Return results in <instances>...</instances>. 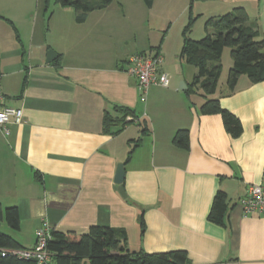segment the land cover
<instances>
[{"label":"crops","instance_id":"0c3cea01","mask_svg":"<svg viewBox=\"0 0 264 264\" xmlns=\"http://www.w3.org/2000/svg\"><path fill=\"white\" fill-rule=\"evenodd\" d=\"M158 2L168 9H95L81 23L75 9H56L50 19L35 9L31 21L0 9V29L4 20L13 22L28 47L23 57L0 60L6 102L23 110L9 135L0 129V206L18 207L20 229L0 226L25 248L34 247L43 227L84 233L102 225L125 229L135 252L185 250L188 264H264V214H245L240 205L250 184L264 186V80L242 75L233 91L219 81L213 96L243 126L233 137L220 114L202 113L203 91H188L196 68L185 72L176 61L191 18L188 35L198 40L195 30L204 37L208 18L243 7L246 25L263 35L264 0H154L153 6ZM143 31L153 40L140 45ZM48 50L57 55L50 62ZM154 51L163 56L170 85H152L142 101L128 61ZM116 107L137 118L104 131V114L116 116ZM179 130L188 131V149L173 141ZM119 163L126 197L115 182ZM218 190L228 196L224 224L208 219Z\"/></svg>","mask_w":264,"mask_h":264},{"label":"trees","instance_id":"16d2710c","mask_svg":"<svg viewBox=\"0 0 264 264\" xmlns=\"http://www.w3.org/2000/svg\"><path fill=\"white\" fill-rule=\"evenodd\" d=\"M64 7H73L77 11L76 21L84 22L92 10L108 7L114 0H54ZM152 7L154 0H144ZM194 18L183 29V44L179 58L196 68L193 81L188 91L197 88L203 91L205 101L201 106L204 114H220L226 131L233 137L243 132L240 119L231 111L223 108L216 93L221 78L223 65L222 55L230 48L232 66L228 72L227 86L233 91L238 79L246 75L251 82L264 80V34H260L246 25L248 14L243 7H235L232 11L218 17H210L205 23L206 34L198 40L189 37ZM118 114L105 113L103 117L104 131L109 132L113 126L124 127L137 117L129 108L116 107ZM132 120L127 121V117ZM120 130V129H117ZM117 130L115 132H117ZM147 132V128L142 130ZM141 137L131 143L126 157L129 161L133 149L139 145ZM174 143L182 148H189L187 130H179L174 136ZM228 208V196L218 190L214 196L208 219L217 224L225 223ZM5 221L14 231L20 229V211L17 206L3 208L0 206V222ZM141 224H145L143 216ZM13 236L0 231V264H188L189 257L185 250L146 253L135 252L127 248V232L125 229L110 226L94 225L86 232L73 230L52 231L47 248L52 253L50 263H39L35 259L19 258L11 254H2V250L23 249Z\"/></svg>","mask_w":264,"mask_h":264},{"label":"built area","instance_id":"2783aa9c","mask_svg":"<svg viewBox=\"0 0 264 264\" xmlns=\"http://www.w3.org/2000/svg\"><path fill=\"white\" fill-rule=\"evenodd\" d=\"M163 56L159 51L153 53H137L128 61V73L137 81V87L142 101L146 100L148 89L152 85L167 87L170 85V75L164 70ZM6 95L3 93L0 83V129L7 136L10 134L12 124L21 123L23 110L19 107L8 105ZM132 120V117H128ZM240 205L245 214H264V186L250 184L246 194L240 199ZM52 237L48 227L36 231V243L32 248L2 250V254H11L19 258L35 259L39 263H50L52 253L47 244Z\"/></svg>","mask_w":264,"mask_h":264},{"label":"rangeland","instance_id":"374dc122","mask_svg":"<svg viewBox=\"0 0 264 264\" xmlns=\"http://www.w3.org/2000/svg\"><path fill=\"white\" fill-rule=\"evenodd\" d=\"M164 7H166V6H164L161 3L159 4V2H158V4H156L153 7H148L144 3V0H137V1L136 0H114L113 3H111L105 9H168V8H164ZM176 8L182 9L183 6L181 5V3H179L176 6ZM0 9H8V11L13 12L14 14H16L19 17H22L26 13V19L31 21V14L33 11L35 12V9H39L41 19L43 18V14H44V18L46 17L45 19H50V17L54 13V11H58L56 9H75V8L61 6L60 4L56 3L54 0H0ZM60 11H62V10H60ZM63 11H65V10H63ZM34 12H33V15H34ZM57 13H59V12H57ZM152 13H156V10H153ZM4 21L6 24H4V22H1V23H3L1 25L3 28L0 29V41L2 42L1 43L2 45L0 48V51H1L0 60H2V58H4V57L10 58V57H13L15 55H19V56L23 57L24 53L25 54L28 53V47L26 45L23 47L22 43L18 40V31H17L18 27L16 25H14V23L9 21V20H7V21L4 20ZM154 24L156 25V23H154ZM21 26L22 25L20 24L19 28L22 29L23 27H21ZM156 26H158V25H156ZM199 32H200L199 29L195 30L194 36H196L195 38H197V39L201 38L200 36H202V35H199ZM149 38L152 39V37L150 36L148 31L147 32L143 31V33L139 37L138 43L140 45L147 44V42H149ZM230 51H231L230 48H226V50L224 52V56H223V63L225 65V72H224L220 82L222 84L224 83L225 85H226V82L228 79L229 69L232 66V58L230 56ZM176 61L178 63L179 62L182 63L185 72L188 70L189 71L195 70L194 66L188 64L185 60L179 59V57H176ZM170 70L173 71V66ZM7 104L12 105L11 102H8ZM3 208H5V205L3 206ZM0 231L4 232L6 234H9L11 232V230L8 227H2V226H0Z\"/></svg>","mask_w":264,"mask_h":264},{"label":"water","instance_id":"95a60500","mask_svg":"<svg viewBox=\"0 0 264 264\" xmlns=\"http://www.w3.org/2000/svg\"><path fill=\"white\" fill-rule=\"evenodd\" d=\"M56 56L57 55L53 50H48L46 61L50 62V61L54 60V58H56ZM184 87H185V85H184V82L182 81L180 83V88H184ZM124 176H125L124 164L119 163L118 167H117V171H116L115 182L119 184V191H120L121 195L126 197V191L122 185V183L124 181Z\"/></svg>","mask_w":264,"mask_h":264}]
</instances>
